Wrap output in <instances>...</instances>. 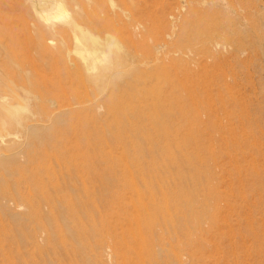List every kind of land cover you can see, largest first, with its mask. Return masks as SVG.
<instances>
[{
	"label": "rangeland",
	"instance_id": "rangeland-1",
	"mask_svg": "<svg viewBox=\"0 0 264 264\" xmlns=\"http://www.w3.org/2000/svg\"><path fill=\"white\" fill-rule=\"evenodd\" d=\"M63 1L82 28L120 43L125 72L116 92L98 93L75 52L78 33L35 47L32 0H0V38L36 68L33 109L67 112L60 122L41 115L50 130L30 142L56 148L28 164L22 158L24 176L39 181L23 180L16 200L0 207V264H141L122 256L127 242L135 246L125 233L134 209L124 183L134 179L142 191L153 175L147 167L80 168L87 146L94 166L178 155L182 187L195 190L197 225L192 245L179 249L184 231L154 229L160 264H264V0Z\"/></svg>",
	"mask_w": 264,
	"mask_h": 264
},
{
	"label": "bare ground",
	"instance_id": "bare-ground-1",
	"mask_svg": "<svg viewBox=\"0 0 264 264\" xmlns=\"http://www.w3.org/2000/svg\"><path fill=\"white\" fill-rule=\"evenodd\" d=\"M32 9L36 15V21H37L36 36L38 38L36 44L34 43L35 47L45 46L47 42H53L54 41L53 37L56 34L60 33L62 35L68 30H72L74 33H78V35L76 34L77 36L75 35L76 36L75 52L83 61L82 67L85 70H87V72L90 74L91 78L94 80L95 84L97 85L98 93L107 91V95H108V91L110 90L111 92L117 91L115 90L116 89L115 86L117 87V83L115 80L120 78V76L125 72L122 70V68L125 67L124 65H126L125 64L126 62L122 57V54L126 56L127 53L123 52L125 50H123V47L116 39H114L111 36L108 37L106 36L107 38L103 41L102 38H100L98 35L93 34L89 30L82 28L79 24L78 17L76 16L77 14L74 12V15L72 16L63 0H32ZM57 23H62L63 27L56 28L55 24ZM0 36H1V32H0ZM127 71L128 73L131 72L129 71V69L126 70V72ZM35 73H36V68L29 66L27 63L23 62L22 60H19L17 55L13 53V50L10 49L7 45H5L2 41V38H0V207L5 206L6 202L16 200V198L20 194L21 191L20 188H21V184L23 183L22 182L23 180L26 181L31 180L32 182H35V180L39 181L38 178L34 179L24 176L26 172L22 169L21 164L23 162L28 164V162L34 161L32 157H36V158L43 157L42 155L48 153L47 150L54 147L53 143L49 145V144H45V141L44 142L40 141L41 143L36 142V140L35 142L34 141L30 142L31 139L33 140L34 138L39 137L40 135L50 130L49 124H42L40 122L41 115L42 114L46 115L45 118H47L48 122H54V120L60 122L66 116L67 113L66 110L65 111L60 110V112L58 113H50L49 111L46 110L38 112L35 111V109H33L32 101L38 98L36 93H34L33 91L34 88L37 87L34 79ZM104 95L106 94H103L102 97ZM125 98L127 97L125 96ZM96 100H98V98H96ZM113 103L114 102H112V105ZM157 105L154 104V107ZM117 108H119V106ZM156 124H159V122H157ZM87 134L92 135V133L88 131ZM115 134L119 136V137L117 136L119 139L116 138L115 140L120 141L121 135H119L118 133ZM136 135L134 136L135 139L133 138L136 142V147H142V143L140 139L136 137ZM22 137L25 138V140H23L24 142L21 141ZM83 138H87L84 132H83ZM98 138H99L98 142H101L102 139L100 137ZM64 141L65 140H62L60 144H63ZM89 143L97 145L95 142L93 143L89 142ZM23 144H25L26 146H30L31 148L25 150L26 148L23 149ZM72 144L75 145V143L73 142ZM147 146L149 150L154 149L152 142H149ZM87 147L85 148L87 151L84 150V152L81 153L83 154L84 161L81 163V165L79 162L78 166L80 168H83L82 166L85 165V167L88 169L93 168L94 174H97V171L99 170L100 167L105 168L106 166L105 168L106 170H115L116 167H120L122 168L121 170H125V166H127L126 167L127 169H131L132 167L136 169V171L139 174L141 173L140 167L141 168L147 167V169H149L150 173L153 175L152 178L150 177L151 179L149 181L148 180L143 181L144 189H142V191L141 189L138 188L137 185H135L134 179L133 180L129 179L127 181H125L126 179L124 180L125 182H127L124 183V186H127L133 193L132 195L133 197L132 198L130 197L131 199L129 200V202L134 209V212L132 214L126 216L128 224L129 222L130 224L129 227L125 230V233L126 236H128L127 238H130L135 241L134 247L130 245L132 243L129 244L128 242L126 243V248L123 247L125 249L124 252L122 253L124 259H130L132 255H135L136 261L138 257L141 264H160V261L162 260V256H161L162 252L158 255L154 251L155 247L153 248V242H152V239H154L153 236L154 229L157 226H161V227L164 226L166 229H170L169 228L170 226L172 228V231L174 232L173 234H177V235L179 232L184 231L183 236L186 237L184 242L181 243L178 242L179 243L178 249L181 248L183 245H192V243L194 242L193 230H195L197 225V219L195 217V203H196L194 197L195 190H193V187H190L188 185L182 187L183 185L180 182L181 180L180 160L177 154L168 153L167 156L165 155L160 161L152 160L151 162L140 159L137 156L138 155L137 154L132 156L133 158L131 157V161H129L131 162V164L127 163V165L123 161L121 163H119L118 161L117 163L109 162L111 163L109 164L108 162H106V160L105 161L103 159L99 160L98 159L99 157H97L98 160L95 162L96 166H94V161L96 160V158L94 160V157L91 155L90 152H88L89 149H87ZM73 152L72 154L74 153L77 154L76 152L74 153ZM59 154L62 155V153L60 152L58 153V155ZM139 155H144V154L141 153ZM75 156L77 157V155ZM152 157L154 156L152 155ZM22 158H24L23 162H22ZM115 158L116 157L114 156V159ZM128 158L130 157L128 156ZM65 159L66 158H64V160ZM38 160L40 161V159ZM77 161H80V159ZM97 162L104 164V166L97 165ZM37 165L35 166L38 169ZM91 171L92 170H90L89 172ZM72 177L73 175L71 176V173H69L67 176L70 182L73 179ZM127 178L130 177H128L127 175ZM140 178L141 177H139V179ZM65 179L66 177H64L63 180ZM86 191L88 192L87 187H86ZM158 192H160L159 196L157 195ZM86 194L87 193H85V195ZM89 195L91 194L88 193L87 198L89 197ZM146 201H148V203H146ZM18 207H20L19 204L16 205V208ZM19 216L20 214L17 209L12 210L10 212V217L13 218V220L18 219ZM129 241L133 242L131 240ZM164 249L166 248H162V250ZM166 250L168 251V249ZM168 252L170 253L171 251Z\"/></svg>",
	"mask_w": 264,
	"mask_h": 264
}]
</instances>
